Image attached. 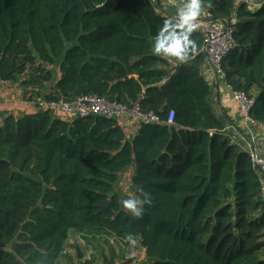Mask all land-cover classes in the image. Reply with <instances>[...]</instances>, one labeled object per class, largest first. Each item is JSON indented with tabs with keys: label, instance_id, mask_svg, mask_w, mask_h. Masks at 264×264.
<instances>
[{
	"label": "trees",
	"instance_id": "1",
	"mask_svg": "<svg viewBox=\"0 0 264 264\" xmlns=\"http://www.w3.org/2000/svg\"><path fill=\"white\" fill-rule=\"evenodd\" d=\"M161 1L0 0V81L23 76L29 101L96 95L158 118L131 136L103 116H5L0 264H97L79 246L68 252L74 235L84 248L131 237L144 249L138 264H264L260 174L213 111L202 34H192L198 49L187 62L152 51L170 19ZM251 4L201 0V9L210 22L235 19L224 81L253 100L248 117L264 125V0ZM127 170L130 186L117 191ZM140 189L152 202L136 218L119 202Z\"/></svg>",
	"mask_w": 264,
	"mask_h": 264
},
{
	"label": "built area",
	"instance_id": "2",
	"mask_svg": "<svg viewBox=\"0 0 264 264\" xmlns=\"http://www.w3.org/2000/svg\"><path fill=\"white\" fill-rule=\"evenodd\" d=\"M243 1L249 5H253L251 4V0ZM177 12L170 18H175ZM198 23L199 28L197 31L202 34L204 39L202 50L205 53L206 62L209 64L216 77L224 80L225 73L222 69V62L234 44L232 25L235 23V19L231 18L230 22L221 24L219 22L208 21L207 14H205L198 17ZM233 98L240 105L246 121L251 125H256V123L248 117V112L252 107L253 100L248 99L243 93L239 92H233ZM33 105H35L37 109L49 110L51 113L59 111L69 117V119L103 116L115 118L118 121L131 119L137 126L139 124L146 125L158 122V118L154 114L142 113L137 106L128 108L116 101L109 102L105 98L96 95H81L71 101L63 99L56 101L37 99L33 101ZM167 123H173L172 113L169 114ZM254 142V139L251 140L252 145H254ZM240 148L249 154L254 168L257 169L260 174L261 192L264 197V155L259 153L258 150L253 149L250 144L244 146L240 145Z\"/></svg>",
	"mask_w": 264,
	"mask_h": 264
},
{
	"label": "crops",
	"instance_id": "3",
	"mask_svg": "<svg viewBox=\"0 0 264 264\" xmlns=\"http://www.w3.org/2000/svg\"><path fill=\"white\" fill-rule=\"evenodd\" d=\"M240 1L241 0H237V2ZM184 4L185 2L179 0H162L158 10L162 13L169 12V14L173 16L178 9L183 7ZM205 14L204 10L201 9V15L203 16ZM201 72L205 82L212 91L213 111L218 117L226 120L227 133L237 144L243 146L250 144L253 149L258 150L259 153L264 155V125H251L246 121L240 105L233 98V92L225 84L224 80L216 77L207 62L202 66ZM55 74V79H58L59 72L57 70ZM21 77L23 76H20L17 81H0V123L7 115L19 116L22 113H31L37 110L36 106L33 105V101H29L24 97L22 89L20 88ZM53 114L62 119L69 120V117L59 111H55ZM119 124L123 130L126 131L127 135L132 136L137 129L136 123L131 119L119 120ZM253 139L255 140L254 145L251 144V140ZM129 175L130 170L124 171L121 174L117 186H130L128 181ZM118 191H121V189ZM69 244L70 246H73V250L71 248L67 249L71 254L74 252L78 253V246L80 249L83 248V250L86 248H84L83 243L78 236H74L73 239L71 238ZM135 245L139 248L138 254L141 257L140 259H144V249L141 248L138 241H136ZM133 251L134 250H131L130 253L133 257H136Z\"/></svg>",
	"mask_w": 264,
	"mask_h": 264
},
{
	"label": "clouds",
	"instance_id": "4",
	"mask_svg": "<svg viewBox=\"0 0 264 264\" xmlns=\"http://www.w3.org/2000/svg\"><path fill=\"white\" fill-rule=\"evenodd\" d=\"M201 15V0H185L175 18L163 22L156 35L152 51L158 56L174 57L179 62H187L198 49L192 34L198 30V17ZM138 197H129L122 201V206L134 217L140 218L144 212V205L151 204V194L143 189ZM129 243L136 241L129 237Z\"/></svg>",
	"mask_w": 264,
	"mask_h": 264
},
{
	"label": "rangeland",
	"instance_id": "5",
	"mask_svg": "<svg viewBox=\"0 0 264 264\" xmlns=\"http://www.w3.org/2000/svg\"><path fill=\"white\" fill-rule=\"evenodd\" d=\"M169 16L172 17L171 15ZM118 187L117 191L119 189H121L122 191L128 190V186H120L119 188ZM73 237L71 238L73 239ZM131 250H134L133 252L135 253L136 257H133V255L130 253ZM81 251L84 259L93 258L97 264L101 263L102 257H109L112 251L115 253L114 264H138L143 259H140L141 257L138 254L139 248H137L136 245H130V243L121 245L112 242V240L110 239H104L103 241H99L96 248L91 247L85 248L84 250L82 248Z\"/></svg>",
	"mask_w": 264,
	"mask_h": 264
},
{
	"label": "water",
	"instance_id": "6",
	"mask_svg": "<svg viewBox=\"0 0 264 264\" xmlns=\"http://www.w3.org/2000/svg\"><path fill=\"white\" fill-rule=\"evenodd\" d=\"M10 67H11V69H12V73H14L15 70L13 69L12 61L10 62ZM0 164H5V165H7V162H6V161H3V160H0ZM107 204H108V202H107L104 206H102L101 210H104V209L106 208ZM119 206H120V209L122 210V209H123L122 201L119 202Z\"/></svg>",
	"mask_w": 264,
	"mask_h": 264
}]
</instances>
